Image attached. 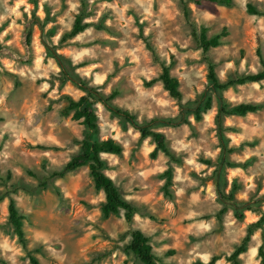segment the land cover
Masks as SVG:
<instances>
[{
    "label": "rangeland",
    "instance_id": "obj_1",
    "mask_svg": "<svg viewBox=\"0 0 264 264\" xmlns=\"http://www.w3.org/2000/svg\"><path fill=\"white\" fill-rule=\"evenodd\" d=\"M203 1H189L191 21L209 36L228 33L208 59L181 0H0L2 261L32 264L31 252L41 264H144L129 249L137 228L150 238L159 264H209L215 255V264H232L227 256L264 217V81L216 90L209 62L222 82L264 68L258 54L260 48L264 55V15L248 10L253 4L264 12V0ZM79 15L89 26L63 40ZM163 64L181 80L182 101L162 81L148 84ZM81 83L107 95L118 91L120 107L168 138L174 159L162 151L153 157L151 136L143 138L132 122L96 104L94 138H113L124 148L102 157L104 171L137 207L133 225L123 209L103 215L106 195L95 187L89 166L50 176L81 151L90 132L73 112L64 113L68 96L86 93ZM222 103L262 108L225 115L220 127ZM170 166L172 196L164 188ZM12 198L25 216L28 250L9 219ZM262 243L264 226L241 255L243 264H261Z\"/></svg>",
    "mask_w": 264,
    "mask_h": 264
},
{
    "label": "trees",
    "instance_id": "obj_2",
    "mask_svg": "<svg viewBox=\"0 0 264 264\" xmlns=\"http://www.w3.org/2000/svg\"><path fill=\"white\" fill-rule=\"evenodd\" d=\"M189 1H193L198 5L203 4V0H181L185 15L191 23L193 30V35L196 38L199 46L203 49L204 54L207 57V54L211 49L220 46L223 42V37L228 33L223 32L214 36L208 35V30L205 27H199L197 23L191 21V8L189 6ZM218 1L221 3L230 4L232 0H211ZM248 10L251 13L263 14V11L258 10L253 4H248ZM89 26L88 23H83L82 15L76 17L74 26L71 31L65 33L63 40L73 38L81 31L85 30ZM145 41L146 38H145ZM148 46L151 45L147 42ZM258 54L262 64L264 65V55L262 50L258 49ZM208 59V57H207ZM208 78L212 83L213 87L216 90H223L229 86H234L237 84L243 85L248 82H261L264 81V68L257 72L240 75L230 81L222 82L218 77L215 64L209 62V75ZM156 81H162L164 88L169 92V94L178 101H182L183 93L180 89L181 80L174 76L171 72V65L163 64L162 72L160 75L153 79L148 84H153ZM86 93L82 95L79 99H74L68 96V105L64 109V113L68 114L73 112V119L81 120L90 130L87 136L82 141L81 151L71 157V159L66 163L64 169L59 172H54L51 174V177L54 176H63L67 171L76 170L83 166H89L92 179L95 183V187L98 190H103L106 195V200L102 206V212L105 217H110L113 214H119L123 209L125 210V219L126 222L130 225H133L135 214L137 212V207L125 199L116 185L114 179L109 176L105 171V161L103 160L102 153H111V154H122L123 145L116 141L113 138H108L105 140H97L94 138V133L99 129V115L96 110V104L102 103L105 107L110 110L113 114L124 117L128 121L132 122L141 132L143 138L151 136L156 142V148L152 153L153 157H156L160 151L164 152L167 156L174 159V155L169 147L168 138L166 134L161 131L151 129L152 123L142 124L137 121L136 116L129 111L120 107L114 99L119 95L118 91H113L111 94L107 95L102 91H99L96 87L87 86L85 83H81ZM184 108L183 105H181ZM207 106H211V101H207ZM262 108L261 104L257 103H242L234 107H228V105L223 104L220 106L217 121L220 127L223 126V116L239 114L247 115L250 112H257ZM192 110V109H191ZM196 116L201 118L200 108L195 110ZM1 120V116H0ZM220 135L222 138L223 146L227 147V142L223 136V128L220 129ZM164 176L166 177L165 184V193L166 195L172 196L169 191V186L172 184L173 178V168L170 166L165 172ZM224 199L227 196L222 195ZM230 198H234L233 195H230ZM236 209V216L239 219L244 217V214L241 213L240 208L237 203H233ZM248 209H253L251 205L246 206ZM225 211V209L223 210ZM9 219L14 226L15 232L23 244L24 248L28 250V241L25 237L24 231V219L25 216L19 210L15 199H11L9 203ZM264 217H261L259 221L254 224H251L248 227L247 234L243 238L241 244L232 252L227 259L232 262V264H243L241 255L248 250L249 243L252 239V236L256 228H262L264 226ZM132 241L129 245V249L135 253V255L144 263V264H159L161 262L160 257L155 252L154 246L151 243L150 238L140 229L133 228L131 230ZM259 256L261 258V264H264V243L259 247ZM29 258L32 264H41L39 259L29 252ZM220 257L215 255L209 264H215V262ZM1 260V259H0ZM2 261V260H1ZM3 264H7L6 261H2Z\"/></svg>",
    "mask_w": 264,
    "mask_h": 264
}]
</instances>
